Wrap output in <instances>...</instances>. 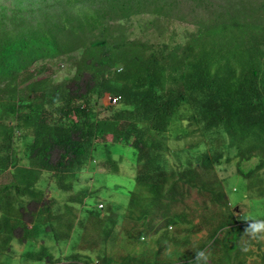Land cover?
Instances as JSON below:
<instances>
[{"label": "trees", "instance_id": "obj_1", "mask_svg": "<svg viewBox=\"0 0 264 264\" xmlns=\"http://www.w3.org/2000/svg\"><path fill=\"white\" fill-rule=\"evenodd\" d=\"M54 1L59 15L44 13L42 19L33 21V28L22 12L21 17L12 15L9 28L0 30V176L13 167L9 183L0 186V238L16 231L9 220L11 214L16 217L13 224L21 225L22 214L16 209L22 207L23 198L43 194L36 189L43 174L62 172L54 178L66 190L64 176L76 178L95 142L106 141L107 136L112 142L105 144V159L115 171L118 164L111 158V145H126L136 152L137 189L130 200L142 214L153 206L148 192L161 193L164 185L175 180L191 188L209 189L221 200L216 202L226 206L218 182L211 177L196 180L207 175L210 158L193 157L186 168H179L182 174L175 172L167 147L156 136L166 140L164 132L172 112L183 104L193 111L195 121H207L233 134L240 161L259 157L260 167L264 166V4L246 13L247 7L238 11L230 0H195L189 14L199 13L198 30L185 51L182 45L156 50L141 40L128 42L117 30L120 24L115 27L116 21L130 17L132 7L160 12L163 0ZM180 2L172 0L171 5L180 7ZM205 5L215 15L207 18ZM5 16L0 12V18ZM114 34L117 41L111 42L109 37ZM80 50H85L84 56L67 83L36 80L29 72L38 62L56 61ZM105 92L121 95V102L116 111L108 110L107 117L96 118L95 105ZM15 139L25 143L26 167L13 161L19 149L9 153ZM253 142L257 144L245 148ZM209 181H214L210 187ZM110 210L107 207L106 212ZM224 218L223 223L241 233L230 211Z\"/></svg>", "mask_w": 264, "mask_h": 264}, {"label": "rangeland", "instance_id": "obj_2", "mask_svg": "<svg viewBox=\"0 0 264 264\" xmlns=\"http://www.w3.org/2000/svg\"><path fill=\"white\" fill-rule=\"evenodd\" d=\"M181 1L180 7H175L171 5L172 0H163L160 4L163 3L164 8H161L160 12H154L152 7L141 9L139 7H132L134 10H130L128 18L120 19V21H116L115 27L120 24V27L117 29L119 33H122L125 37V40L128 42H135V41H144L151 47L155 48L156 50H163L166 47H169L171 50L176 48L179 45H182V49L186 51V46L190 43V39L193 34L196 33L198 30V22L195 20L199 19L198 12H191L192 15L189 14L191 6H193L197 1L193 0L192 2L189 0ZM214 2L225 3L226 0H212ZM233 2L232 6L238 10L242 11L245 7L246 13L248 11L253 12L256 10L254 7L258 8L260 5L264 4V0H230ZM54 0H0V12H5L6 16L0 18V30L7 29L10 27V20L12 15H16L18 17L23 16L21 13L25 12V16L27 17V22H31V26L34 28L36 26V22L39 19H42V16L45 14H49V16L59 15L60 8ZM202 2H206V0H202ZM81 5V4H80ZM206 10V11H205ZM204 14L209 18V16L215 15V10L210 9L207 5H205ZM141 11V12H138ZM200 11V10H199ZM133 15V16H132ZM202 15V16H205ZM244 17V16H243ZM240 17L244 20L245 18ZM259 17L258 15L256 18ZM36 19V20H34ZM112 27V26H111ZM114 30V28H113ZM116 30V31H117ZM117 34H114L109 37L111 42L117 41ZM132 49V47H130ZM85 50L76 51L71 56L64 57L62 59L56 61H45V62H38L34 64L29 72L36 75L37 79H48L50 82H56L58 84L67 83L72 80L75 75V69L77 65V61H80L81 57L84 56ZM148 53H150L148 51ZM182 59H184V53L182 54ZM20 78V76H19ZM71 88H75L74 85L70 84ZM103 108V107H102ZM101 107H98L96 110L98 117L105 118L108 115V110H104ZM113 111H116V108H113ZM193 111L186 107L182 106L177 110V112L173 115L172 125L171 123L168 124L164 136L166 140H163L162 137H158L160 142L167 147V153L169 154V164L171 168H175L174 171L179 172L182 174L183 171L179 168H186V165L189 164L190 161L193 160L192 153L197 151L200 148L215 146L217 143L216 138H212L210 135H203L201 129L197 130L193 135L191 134L192 129L197 128L196 125L190 124V118L192 116ZM184 119V120H183ZM12 123L11 121H8ZM191 131V132H190ZM190 133V134H189ZM189 134V135H188ZM19 135V134H18ZM163 136V135H162ZM111 136H107V140H111ZM169 139V141H168ZM204 140H206V144H204ZM229 148L225 151L223 149V159L222 163H220L216 167V176L220 180H224L225 178L229 177V182L231 184H236L239 188V193L237 200H235L236 195H229L233 200L228 208L224 207L221 208L222 216L227 215V209L232 212L233 215L238 216L241 222H244L240 219V216L243 214L242 209L245 214L249 215L250 217L254 218L257 210L259 209V204L255 199L249 198L247 196H252V194L246 195L248 193L253 192V189L250 191H244L247 182L251 181L253 177L247 178L245 175H242L240 169H244L245 171L254 170L258 165V159H253L247 163L239 162V153L237 148L231 143L228 142ZM22 140L15 139L14 143L11 146V150L9 153H13L15 149H19V156L15 158L13 161H17L16 166L18 167H26V162L23 160L24 152ZM104 151L103 155L107 153V149L103 148L102 141L99 142V149L98 152L95 154L96 156V164H92L90 166V162L88 161L85 168V173H96V174H84L77 178L71 180L69 175H65L67 186L70 187L71 190L76 191L77 193H84V190L90 192L92 195L89 199V204H86V207H90V209L96 206L98 202H105L114 208L118 209L119 212L131 211L138 214V206L134 205L132 209L129 210L130 207V199L131 193L134 192L136 188L135 182V168L137 167V156L136 152L132 147L122 145V144H113L110 146L111 158L115 160L118 164V169L115 171H110L108 173L104 172L102 167V163L104 165L105 161L102 158V152ZM6 151H4L5 153ZM109 162V161H108ZM110 163V162H109ZM108 166V165H107ZM13 167H11V171ZM10 171V173H11ZM99 172V173H97ZM173 172L172 174H174ZM10 173H4L7 175L0 176V186L9 183L10 180ZM63 175L62 172L55 171L51 175L43 174L41 178L43 179L41 185H37L36 189L39 188L42 195H39L38 198H23L22 206L26 208L27 214H22V222L21 225H18L19 229L22 231L24 228L25 230H29L30 227L28 225L27 220L32 226L39 225V226H46L47 223L51 220L50 226L53 231H57L58 226L56 222L52 219L61 218L65 220V217L68 218L66 215V205L71 200V195L68 191L62 190L60 185L58 184L60 181L54 177H61ZM255 175H263L264 170L258 172ZM178 179V175L175 176ZM46 179V180H45ZM45 180V181H44ZM71 180V181H69ZM173 179L169 180L171 182ZM180 188L177 193L175 200H183L184 204H191L194 201H199L202 204L208 205L210 211L213 210V206L215 203L212 201L211 195L209 192H192L189 193L185 189L186 184L183 181H180ZM253 182L256 185V188L260 186L261 190H264V183H261L259 177L253 179ZM183 183V184H182ZM255 187V186H254ZM192 189V188H191ZM244 191V192H243ZM264 192V191H263ZM163 193L164 194H171V185L167 183L163 186ZM184 193V195H183ZM183 195V196H182ZM13 197V196H12ZM83 197V196H82ZM183 197V198H182ZM203 197V198H202ZM199 198H201L199 200ZM147 199L152 203L155 204V201H158L162 207H167L171 202L174 200L171 199H159L155 200V193L152 191L148 192ZM81 200L77 198L75 201ZM18 202V201H17ZM105 203L104 206H105ZM183 204V205H184ZM218 205V204H217ZM73 210V220H77L76 225L78 227L84 226L89 227L91 226L93 232H96L98 229L101 228L100 224H95L93 221L100 220V217H104L106 215L105 208L103 212L98 210L93 211V214H89L91 216L88 217V220L85 219L86 209L78 204L71 203ZM70 208V209H72ZM47 209H50V213ZM174 209V207H173ZM264 210V209H263ZM183 209L181 211H177L175 214L168 217L169 223L176 226L177 231L182 237H186L187 234H183L180 231V222L183 218ZM194 208L190 207L189 213H193ZM70 213V212H69ZM262 214H258L257 217H260ZM24 216V217H23ZM13 222L16 221V217H11ZM109 222L103 223V226L108 225ZM203 224L208 227V234L209 236L203 240L198 241L195 244H190L188 241L183 243L184 252L183 256L187 258H194V251L197 249H201L205 247L211 236H213L214 225L212 223H207L206 221ZM125 223L123 224V226ZM159 227H161L159 225ZM123 229H121L122 231ZM33 233L37 231L35 229L31 230ZM19 232H15L18 234ZM224 235L226 233L224 232ZM18 237V236H17ZM158 237V236H157ZM157 237H150L151 239L155 238L154 240H150L147 243V240L135 242L132 241L130 243H125L123 245V249H120L118 253H141L142 251H147L148 246H153L154 243L157 241ZM224 237V236H223ZM224 241L216 240L215 244H213L212 248L214 249H221L224 246ZM108 243V241H107ZM256 244V245H255ZM263 242H256L251 241V250L255 251L254 254L249 258L247 261L248 264H262V255L263 252ZM108 246H112L108 244ZM49 248L48 251L51 255L48 258L50 260L59 262L67 261L70 257H63L69 245H66L65 242L63 243H56L50 242L49 240L44 239L42 236L38 237L37 240L33 242L30 246L28 241L24 238L20 237V240L12 242V244H2L0 245V264H52L49 263L47 259L43 260V262H27V251L35 250L37 254L41 253L43 248ZM165 247V246H164ZM116 253V251H115ZM172 253L171 245L165 247L163 254L166 256ZM105 254V250L102 251V255ZM214 255V256H213ZM218 255V251L215 253H210V257L215 258ZM44 257V256H43ZM47 257V256H45ZM225 257H227L230 261L235 260V256L228 254L225 250ZM104 259V257L102 258ZM126 259H129L126 256ZM177 260V259H176ZM74 262V261H73ZM60 263V262H59ZM60 264H70V261L63 262ZM176 264V261L174 262Z\"/></svg>", "mask_w": 264, "mask_h": 264}, {"label": "clouds", "instance_id": "obj_3", "mask_svg": "<svg viewBox=\"0 0 264 264\" xmlns=\"http://www.w3.org/2000/svg\"><path fill=\"white\" fill-rule=\"evenodd\" d=\"M120 70L122 71L123 68H120ZM121 99V95L113 96L110 92H105L104 94H102V98L99 100L100 104H98V106L95 105L94 110L96 112V110H98V107H103L102 109L104 110L113 109L114 107L117 108L121 102ZM182 105L183 104H181L180 106L182 107ZM179 107L172 112L170 125H172L173 115L175 112H177V110H179ZM94 116L96 118H99L97 112L96 114L94 113ZM191 117L192 118H190L189 121L190 124H194L197 126V128L192 129V132L190 131L192 135L197 130L201 129L203 135H210L212 138H216L218 143L215 146H204L203 148H200L198 150L199 152L195 151L192 153V156L196 157V159L210 158L211 163V165H208L206 168L207 175H199L196 180H205L211 177L213 180L218 182L221 186L220 191L224 194V199L222 200V202H226V206H223L221 203L216 202L221 200H216L209 189H191L189 184H186L185 187L187 192L190 191L189 193H191L192 190V192H209L212 201L215 203V206H213V210L210 211L208 205L202 204L197 200L191 204H184L183 200H175L181 184L179 181L175 180L174 183L171 184V194H164L163 188L161 190V193H158L157 191L153 192L156 195L155 200H174L166 208L162 207L158 201H155V204H153L152 209H150V211L145 214H142L140 209H138V214L125 210L123 212H119L118 209L105 202H98L96 203V206L94 208L90 209V207H86V204H89V199L92 194L85 190L84 193H77L76 191L71 190L70 187L64 183L68 187L66 188V191H68L71 195V200L66 205V215L68 216V218L65 217V220L61 218L52 219L56 222L58 226L57 231H55L56 235L50 226L51 220L47 223L46 226L41 227L39 225L32 226L28 219L27 222L30 229L25 230L23 228L21 231L18 225L13 224V219H10L11 217H14L15 214H11L9 220L12 226L17 227L16 231H13L11 234L3 235V237L0 238V245H11L12 242L17 241V239L20 240V237H22V239L24 238L25 240H27L29 245L31 246L33 242L37 240V238L40 236L43 237L44 242L45 239L49 240L50 242H53L54 244L65 242L66 245H69V248L62 255H64V258L70 257V259L67 260L70 261V264H174L175 261L176 264H243L246 260L244 255L248 249L244 248L243 242L238 240L237 233L234 231V229L231 230V225L223 223V221H225L226 219L224 218V216H222L220 208V206L222 208H228V205L232 203L231 200L233 199L231 198V196L229 197V200L227 199L229 195H236L235 200H237L238 194H240V187H238L236 184H231L229 182L228 179L230 176H228L224 180L219 181V178L215 174L216 167L220 163H222L223 149H225L226 151L229 148L228 142L232 143L234 136L229 132L223 131L215 124L209 123L207 121H195L193 118L194 116L192 115ZM100 141L101 140H97V142H95L96 146L93 153L87 158V160H85V165L82 166L83 170H78L77 177L82 176L84 174H96L93 173V171L92 173H85V168L88 161L90 162V166L92 164L97 163L95 159V154L98 152ZM110 142H112V138L110 141H108L107 139L106 141H102L103 148L105 147V144L109 145ZM203 142L204 144H206V140H204ZM255 144L257 143L253 142L251 144L246 145L245 148H251ZM236 148L239 153L238 147ZM103 153L104 151L102 152V158L104 159L103 161H105V163L104 165L102 163V167L100 168L104 169L105 173L114 171V165H111L108 162L109 160L107 161L105 159ZM253 159H258L259 162L254 170H250L253 171L251 175H246L245 173H248L249 171H245L244 169H240V171L242 175H245L247 178L253 177V179H255L256 177H259L260 182L264 183L263 175H255L258 172L264 170V166L260 167L261 159L259 157H254ZM253 159L249 161H242L241 159V161L239 160V162L240 164L244 162L247 163L252 161ZM202 167L203 166H200V169H202ZM242 170L245 173H243ZM253 179L247 182L244 191H250L251 189H253V192L248 193L246 195L252 194V196L247 197L255 199V201H257L259 204V209L257 210L254 218L245 214L242 209L243 214L240 216V219L244 222H241L238 216L234 215L236 220L235 224L237 228L241 229V233H239V238L243 236L247 238L248 241L264 242V190L262 191L260 186L257 189L256 185H254L255 183L253 182ZM213 182L214 181H209L208 187L212 186ZM41 184H43V182L40 183V185ZM211 189L213 188L211 187ZM77 198H80L81 200L75 201ZM200 199L201 198H199V200ZM71 203L78 204L79 206H82L84 209H86V220H88V217L91 216L89 214H93V211L95 210H98V212H103L104 208L105 210H107V207H110L111 210L108 213L105 211L106 215H104V217H100L104 220H100L98 218V221L92 222V224L101 223V228L98 229L96 232H93L91 226L85 228L84 226L78 227L76 225L77 220H73L74 216L73 212H71L73 210ZM103 203H105V206ZM132 207L133 206L131 200L129 210L132 209ZM190 207L194 208V212L192 214L189 213ZM182 209L183 212L181 213L183 214V218L180 222V231L183 234H187L186 237H182L178 232H175L177 231L176 226L169 223L168 221V217L175 214L177 211H181ZM16 210L18 211V213L27 214V210L23 206ZM47 210L50 213V209ZM228 211L229 210L227 209V212ZM258 214L262 215L260 217H257ZM204 221H206L207 223H212L214 225L213 236H211L208 244L205 247L194 251V258H187L183 256V243H185V241H188L190 244H195L198 241L203 240L209 236L208 227L203 224ZM105 222H109V224L103 226V223ZM124 223L125 225L123 226ZM143 224L147 225V227H145ZM159 225L161 227H159ZM32 229H35L37 232L33 233L31 231ZM121 229L123 230L121 231ZM17 231L19 233L15 234V232ZM224 232L226 233V235H224ZM154 236L155 238L158 236L156 240L157 242L154 243L153 246H148V250L145 252L142 251L139 254L126 252H123L121 254L118 253L120 249H123V245L125 243H130L132 241L140 242L145 240H147L148 243L150 240L155 239L150 238ZM216 240L224 241L223 248H212ZM108 244L112 246H108ZM169 245H171L172 253L165 256L163 254V251L165 247H168ZM48 249V247H44L42 252L39 254H37L35 250L27 251L28 258L26 261L43 262V260L47 259L49 263H52L53 260H50V258H48L49 255H51ZM103 250H105L104 255H102ZM225 250L228 254L235 256L234 261H230L227 257H225ZM215 251H218V255L215 258L210 257V253H215ZM123 256H128L132 258V260L128 261L125 259V261L123 262ZM103 257L104 259H102ZM67 261L60 260L59 262L63 263ZM59 262L54 261L52 264H60Z\"/></svg>", "mask_w": 264, "mask_h": 264}, {"label": "bare ground", "instance_id": "obj_4", "mask_svg": "<svg viewBox=\"0 0 264 264\" xmlns=\"http://www.w3.org/2000/svg\"><path fill=\"white\" fill-rule=\"evenodd\" d=\"M239 236H240V234L238 233L237 234L238 240L242 241L243 242V247L248 249L245 252V255L244 256H245L246 260L244 261L243 264H248L247 261L254 254L255 251L251 250V247L253 246V245L251 246V241H248L247 238H245L243 236L241 238H239ZM263 252H264V244H263ZM261 257H262V264H264V254Z\"/></svg>", "mask_w": 264, "mask_h": 264}]
</instances>
